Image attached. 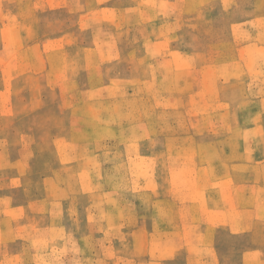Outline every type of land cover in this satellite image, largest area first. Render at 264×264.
Listing matches in <instances>:
<instances>
[{
  "label": "rangeland",
  "instance_id": "374dc122",
  "mask_svg": "<svg viewBox=\"0 0 264 264\" xmlns=\"http://www.w3.org/2000/svg\"><path fill=\"white\" fill-rule=\"evenodd\" d=\"M0 264H264V0H0Z\"/></svg>",
  "mask_w": 264,
  "mask_h": 264
}]
</instances>
